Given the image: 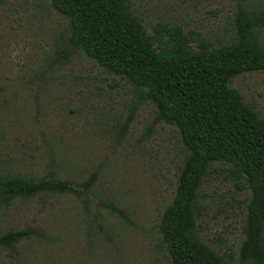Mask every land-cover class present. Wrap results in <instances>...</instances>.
Wrapping results in <instances>:
<instances>
[{"label":"rangeland","instance_id":"rangeland-1","mask_svg":"<svg viewBox=\"0 0 264 264\" xmlns=\"http://www.w3.org/2000/svg\"><path fill=\"white\" fill-rule=\"evenodd\" d=\"M129 3L149 35L165 23L214 45L234 38L239 6L264 9V0ZM66 42L67 21L48 0H0V165L35 178L54 171L76 191L0 208V233L36 231L0 248V264H171L158 225L175 196L179 134L166 124L149 133L154 107L83 53L65 56ZM229 87L264 119V71ZM225 168L209 169L197 227L236 264L250 192L237 191Z\"/></svg>","mask_w":264,"mask_h":264},{"label":"trees","instance_id":"trees-1","mask_svg":"<svg viewBox=\"0 0 264 264\" xmlns=\"http://www.w3.org/2000/svg\"><path fill=\"white\" fill-rule=\"evenodd\" d=\"M48 1L67 21L62 53H83L128 83L139 102L150 103L155 110L149 133L166 124L179 134L183 158L175 196L158 225L170 263L234 264L208 246L197 227L199 192L218 163L226 166L237 191L250 192L236 264H264V119L229 87L234 77L264 71V9L239 6L234 38L214 45L200 33L165 23L147 34L129 0ZM92 182L90 177L87 189ZM74 192L72 183L54 171L35 178L0 165V208L38 195ZM35 232L0 233V248H12Z\"/></svg>","mask_w":264,"mask_h":264}]
</instances>
